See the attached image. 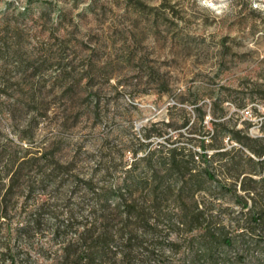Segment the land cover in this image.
Returning <instances> with one entry per match:
<instances>
[{
  "label": "rangeland",
  "instance_id": "rangeland-1",
  "mask_svg": "<svg viewBox=\"0 0 264 264\" xmlns=\"http://www.w3.org/2000/svg\"><path fill=\"white\" fill-rule=\"evenodd\" d=\"M250 16L256 18L257 27L250 26ZM5 24L20 32L21 54L31 60L29 65L42 51L51 50L78 67L73 79L91 66L82 78L91 82L87 100L91 111L64 133L58 156L76 158L74 173L82 179L81 189L91 176L95 189L117 186L123 176L121 160L132 164L150 158L147 170L143 162L136 165L137 171L150 173L159 158L188 160L193 155L196 162L191 167L202 170L204 141L207 158H213L208 168L214 179L207 182L208 189L199 190L210 215L203 225L231 241L213 247L212 253L224 256L226 264H264V223H247V210L237 199L245 195L239 188L241 177H234L236 171L255 168L243 158H259L247 144L264 145V0H230L222 13L199 0H0V30ZM14 66L8 61L3 65L6 70L0 68L3 106L24 84ZM54 70L48 65L25 78L50 82ZM4 80L9 82L5 91ZM201 113L204 116L198 119ZM20 128L0 109V148L6 146L19 158L27 145L17 138ZM43 133L38 129L36 137ZM102 162L109 168L104 169ZM59 180L66 197L70 196L75 177L64 175L48 185L46 195L36 190L28 202L26 191L14 197V210L0 231V254H5L0 264H12L11 259L15 264H48L44 257L57 247L53 229L58 217L52 212L65 207L63 200L53 197ZM250 186L256 193L248 206L255 202L258 211L264 210V183ZM45 197L50 205L40 212V225L34 228V203ZM87 200L93 201L92 194ZM170 211L171 222L161 220L163 231L146 238L154 254L149 264H188L196 249L189 238L198 237L201 230L175 231V210ZM26 224L29 232L18 235L17 229ZM170 242L175 244L170 247ZM4 244L10 252H4Z\"/></svg>",
  "mask_w": 264,
  "mask_h": 264
},
{
  "label": "trees",
  "instance_id": "trees-1",
  "mask_svg": "<svg viewBox=\"0 0 264 264\" xmlns=\"http://www.w3.org/2000/svg\"><path fill=\"white\" fill-rule=\"evenodd\" d=\"M249 11L257 13L251 8ZM255 20L250 16L252 28L257 27ZM242 21L245 20L239 22ZM21 39L20 32L7 24L0 30V68L6 70L3 65L13 61L14 67L24 79L23 86L17 87L18 93L9 100L7 106H3L0 101V109L6 110L15 125H21L16 135L19 140L27 143L21 158L6 146L0 148V231L2 224L14 210L15 196L26 191L25 201L28 202V198L36 190L46 195L49 184L58 177L71 175L75 177V187L70 191V196L66 197L62 190V180H59L58 186L53 190V197L63 200L65 207L61 211L52 212L58 217V223L53 229V240L57 247L48 257H44L48 264H149L154 254L150 246L145 244L146 238L163 231V227L159 226L161 220L171 222L170 209L175 210V231L188 232L194 228L201 230L198 237L189 238L190 245L196 249L190 255L188 264H226L228 260L224 256L220 258L214 255L212 249L230 244L231 241L225 236H217L210 225H203L210 219V215L207 214L206 204L201 202L199 190L208 189L207 182L214 179L208 168L213 158H207L204 141L201 144V160L205 168L202 170L191 167L196 162L193 155L188 160L159 158L157 168L151 169L150 173L145 170L137 171L136 168L138 162H143L147 170L150 158H139L132 164L121 160L123 176L117 186L105 185L95 189L91 176L81 183V189L79 182L82 179L74 173L78 165L76 158L58 156L61 155L64 133L76 126L81 115H88L91 111L87 105L91 82L90 79L82 82L85 74L88 76L91 66H86L81 70L82 74L73 79L78 67L65 62L61 55L51 50L42 51L41 56L36 57L32 65H29L31 60H27V56L23 58L21 54ZM48 65L55 67L50 82L41 79L26 81L31 74L40 72ZM29 69L32 71L27 74ZM2 85V90L5 91L9 82L4 80ZM203 116L204 114H199L198 119ZM38 129H43L44 133L36 137ZM157 135L163 136L162 133ZM232 138L240 141L237 136L233 135ZM148 139L149 134L145 135V140ZM37 140L40 145L33 144ZM8 143L19 147L11 139ZM247 146L259 158H243L247 165H254L255 168L234 173L236 180L241 177L239 188L245 192L244 196L237 195V199L242 201L243 209L247 210V223L259 226L264 223V210L258 211L255 202L248 206V201H253L256 193L254 186L250 184L264 183V158H260L264 155V145L260 148H252L249 144ZM33 147L35 149L32 151ZM128 151L135 154L131 149ZM214 155L216 154H210V157ZM102 165L104 169L110 166L107 162H102ZM89 194H92L91 203L87 200ZM114 197L116 202L111 205L110 200ZM72 198L78 199L77 202H72ZM49 205L46 197L34 203V228L40 225V212ZM22 209L27 211L24 205ZM164 228L170 229V226ZM29 230L30 227L26 224L17 229V234H26ZM172 244L175 243L170 242V247ZM3 249L5 253L10 252L8 244H4ZM139 249L143 252L139 253ZM4 256L1 253L0 259H4ZM11 263L15 264V260L11 259Z\"/></svg>",
  "mask_w": 264,
  "mask_h": 264
},
{
  "label": "clouds",
  "instance_id": "clouds-1",
  "mask_svg": "<svg viewBox=\"0 0 264 264\" xmlns=\"http://www.w3.org/2000/svg\"><path fill=\"white\" fill-rule=\"evenodd\" d=\"M201 5H206L214 9L217 13H222L228 8L230 0H219L218 3H213V0H199Z\"/></svg>",
  "mask_w": 264,
  "mask_h": 264
}]
</instances>
